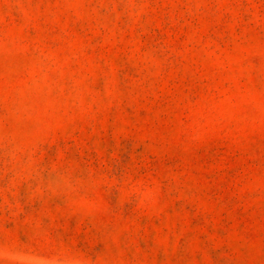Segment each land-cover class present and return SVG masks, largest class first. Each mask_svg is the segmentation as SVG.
I'll return each instance as SVG.
<instances>
[{"label":"rangeland","instance_id":"rangeland-1","mask_svg":"<svg viewBox=\"0 0 264 264\" xmlns=\"http://www.w3.org/2000/svg\"><path fill=\"white\" fill-rule=\"evenodd\" d=\"M0 264H264V0H0Z\"/></svg>","mask_w":264,"mask_h":264}]
</instances>
